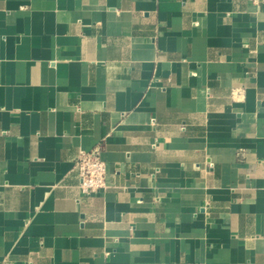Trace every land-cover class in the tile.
<instances>
[{"label":"crops","instance_id":"crops-1","mask_svg":"<svg viewBox=\"0 0 264 264\" xmlns=\"http://www.w3.org/2000/svg\"><path fill=\"white\" fill-rule=\"evenodd\" d=\"M0 264H264V0H0Z\"/></svg>","mask_w":264,"mask_h":264},{"label":"built area","instance_id":"built-area-1","mask_svg":"<svg viewBox=\"0 0 264 264\" xmlns=\"http://www.w3.org/2000/svg\"><path fill=\"white\" fill-rule=\"evenodd\" d=\"M258 3L259 0H249ZM74 169L79 178V189L87 196L106 188V168L101 158V147L89 151H79L74 161Z\"/></svg>","mask_w":264,"mask_h":264}]
</instances>
